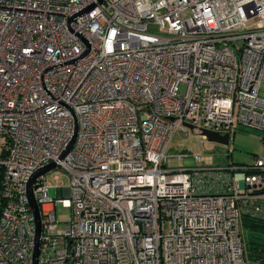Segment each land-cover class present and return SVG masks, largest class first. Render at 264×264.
<instances>
[{
    "label": "built area",
    "instance_id": "obj_1",
    "mask_svg": "<svg viewBox=\"0 0 264 264\" xmlns=\"http://www.w3.org/2000/svg\"><path fill=\"white\" fill-rule=\"evenodd\" d=\"M263 86L264 0H0V264H34L53 164L38 264H248L264 157L167 161L176 132L264 142Z\"/></svg>",
    "mask_w": 264,
    "mask_h": 264
},
{
    "label": "rangeland",
    "instance_id": "obj_2",
    "mask_svg": "<svg viewBox=\"0 0 264 264\" xmlns=\"http://www.w3.org/2000/svg\"><path fill=\"white\" fill-rule=\"evenodd\" d=\"M261 94L264 96V86L262 87ZM262 136V133L242 127L236 131L226 147L201 137L198 138L196 136V131L188 135L176 132L171 141L167 167L182 169L184 167L195 166V153L211 156L216 164L226 165L229 162L250 164L253 163L254 157H264V142ZM227 149L230 150L231 154L227 153L228 157H223V151ZM179 156L183 157V159H178ZM62 181L66 185L68 184V179L66 177H62ZM49 194L52 197L55 196V190L51 189ZM70 211L71 202L69 198H66L64 200V210L57 212V218L61 223L53 225L51 231L55 233H62L64 231L65 222L70 216ZM248 264H260V262L249 258Z\"/></svg>",
    "mask_w": 264,
    "mask_h": 264
},
{
    "label": "trees",
    "instance_id": "obj_3",
    "mask_svg": "<svg viewBox=\"0 0 264 264\" xmlns=\"http://www.w3.org/2000/svg\"><path fill=\"white\" fill-rule=\"evenodd\" d=\"M1 179L2 176L0 173V190L2 187ZM257 193L264 195V187L258 190ZM2 206L3 198L0 195V218L2 214ZM242 224L244 229L248 231V235L244 237L247 256L250 259L264 262V219L259 216L256 218L243 216Z\"/></svg>",
    "mask_w": 264,
    "mask_h": 264
},
{
    "label": "water",
    "instance_id": "obj_4",
    "mask_svg": "<svg viewBox=\"0 0 264 264\" xmlns=\"http://www.w3.org/2000/svg\"><path fill=\"white\" fill-rule=\"evenodd\" d=\"M185 125L191 129L193 128V126L190 124H185ZM203 135L210 142H214V143L220 144V145H228L229 144V140H230L229 134L221 135L217 132H213V131L204 129ZM55 167H56V165L53 164V165H50V166H48L42 170H39L37 173L34 174V176L30 180L29 185H28L29 203H30V206H31L32 211L34 213L35 222H36V226H37V235H36L35 247H34V253H33L34 264H38L42 226H41L40 208H39V205H38V203L34 197V193H33V184L39 176H41L42 174L54 169Z\"/></svg>",
    "mask_w": 264,
    "mask_h": 264
},
{
    "label": "crops",
    "instance_id": "obj_5",
    "mask_svg": "<svg viewBox=\"0 0 264 264\" xmlns=\"http://www.w3.org/2000/svg\"><path fill=\"white\" fill-rule=\"evenodd\" d=\"M233 164H235V165H240V164H237V163H234L233 162ZM242 226H241V232H242V236H243V239H244V237L246 236V235H248V231H246L245 229H244V227H243V224H241ZM244 246H245V242H244ZM245 253H246V247H245ZM246 258H248L247 257V253H246ZM247 261H248V259H247ZM250 262V261H249ZM260 264H264V262H261L260 261Z\"/></svg>",
    "mask_w": 264,
    "mask_h": 264
},
{
    "label": "bare ground",
    "instance_id": "obj_6",
    "mask_svg": "<svg viewBox=\"0 0 264 264\" xmlns=\"http://www.w3.org/2000/svg\"><path fill=\"white\" fill-rule=\"evenodd\" d=\"M229 142H230V140H229Z\"/></svg>",
    "mask_w": 264,
    "mask_h": 264
}]
</instances>
